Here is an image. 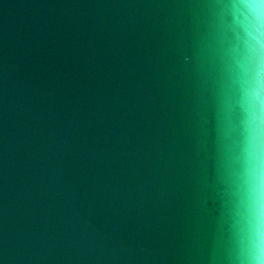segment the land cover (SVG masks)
<instances>
[{"label":"water","instance_id":"water-1","mask_svg":"<svg viewBox=\"0 0 264 264\" xmlns=\"http://www.w3.org/2000/svg\"><path fill=\"white\" fill-rule=\"evenodd\" d=\"M0 264H264V0H0Z\"/></svg>","mask_w":264,"mask_h":264}]
</instances>
